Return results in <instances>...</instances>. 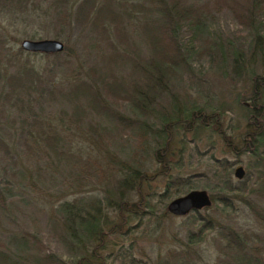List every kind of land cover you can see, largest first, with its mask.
<instances>
[{
  "label": "trees",
  "instance_id": "trees-1",
  "mask_svg": "<svg viewBox=\"0 0 264 264\" xmlns=\"http://www.w3.org/2000/svg\"><path fill=\"white\" fill-rule=\"evenodd\" d=\"M26 2L15 1L17 5ZM222 2H226L234 18L250 30L246 41L240 42L232 37L223 39L212 34L211 39L216 42L209 45L208 28V31H204L195 27L199 21L205 22L199 8L207 6L202 4L188 6L182 0H134L127 8L125 0L47 1L42 14L44 20L49 19V26L57 28L55 37L67 41L68 36H63L64 30L73 31L86 26L110 45L111 59L121 58L124 62H131L138 75L139 82L132 83L129 89L100 75L95 77L98 80L76 77L66 95L75 102L73 121L77 129L80 130L78 123L86 111L85 107L88 112L108 123L113 121L127 129H134L140 138L134 141L132 149L123 158L112 150L114 145L111 138L100 136L107 128L88 123L80 135L83 144L77 146L83 157L77 153L70 160L72 163L79 162L75 175L76 181L80 183L77 192L87 188L101 192L102 198L88 206L79 200L62 199L63 192L54 197L52 228L56 229L55 235L66 257L53 252H30L24 246V251L17 254L1 252L0 264H199L202 254L199 244L204 235L213 229L218 238L224 240L226 252L223 253V264H264V257L254 252L255 249L247 247L239 232L231 226L220 224L207 214L201 215L200 210L188 212L193 218L192 230H186L183 239L172 236L171 242L175 246L164 245L163 253L149 258L141 244L144 224L151 221L157 228L174 216L166 210L165 201L180 193L178 187L186 185V178L179 172L183 153L186 149L191 154L197 152L195 144L203 132L208 128L216 129L219 119L233 109L240 113L243 123L237 122V125L242 127V131L234 137L221 132L218 135L225 153L234 158L246 156L244 179L232 184V161L214 158L211 154L209 169L200 175L212 192L209 194L211 203H216L222 209L228 208L230 199L234 197L238 200L239 192H246L253 199L243 202L264 220L257 203L259 200L264 201V69L261 73L257 72L264 63V29H260L261 23L256 17L264 11V0H248V6L239 0ZM134 9L139 10L137 16L133 13ZM131 19L138 26L148 51L143 60L126 54L125 49L122 54H118L113 38L109 37L111 33L117 42L127 38L126 30ZM183 24L188 30L186 35L181 33ZM195 39L200 40L202 55L211 64L215 62L223 80L231 83L230 80L242 79L244 85L241 86V92L234 93L229 104L220 102L217 105H212L206 97L199 104L181 101L170 94L168 106L156 109L161 95L169 94L167 81L170 75L187 70L193 57L201 55L193 45ZM4 50L7 51L4 54L7 57L5 63L14 68L2 80L6 85V91L2 94L5 100H20L23 95H29L30 88L37 93V97H50L53 91L63 97L60 88L56 89L55 86L54 89L53 77L42 78L39 70L30 63L29 56H51L52 60L59 63L57 58L60 54L71 55L66 44L61 51L54 53L30 52L21 48ZM56 62L52 63L53 68H58ZM53 68L50 70L53 71ZM102 93L127 101L133 118L114 112ZM79 98L83 99L84 105L78 104ZM143 117L153 121L149 123ZM187 133L191 138H181ZM60 135L55 129L44 131L38 125L35 137L57 158H66L65 153L58 148L60 145L62 147ZM209 144L213 149L212 142ZM0 147L6 148L1 139ZM249 176L253 177L254 183L248 187L244 181ZM157 177L164 178L165 182L163 191L154 194L149 191V187ZM189 190L187 187L185 192ZM28 235L25 232L21 239L16 238L20 246L27 242V237L32 238L33 242L38 241ZM158 242L157 239L152 240L157 251L164 244Z\"/></svg>",
  "mask_w": 264,
  "mask_h": 264
},
{
  "label": "rangeland",
  "instance_id": "rangeland-1",
  "mask_svg": "<svg viewBox=\"0 0 264 264\" xmlns=\"http://www.w3.org/2000/svg\"><path fill=\"white\" fill-rule=\"evenodd\" d=\"M16 0H0V139L5 143V147H0V253L8 252L17 254L29 249L30 252H53L62 257H66L65 250L57 240L55 228H52L51 210L55 206V196L63 192L67 201L79 200L85 205H93L96 200H101L102 193L90 189H80L76 181V172L79 162L72 163L75 154H79L78 147L83 144L80 138L87 124L92 126L106 127L107 130L100 133L104 138H111L114 145L112 150L119 156L125 157L127 152L133 147L134 141L140 136L134 129H127L123 125H118L111 121L103 120L100 116L86 110L80 117L78 123L73 118L74 99L66 95L76 77L81 79H95L97 75L110 82H117L123 88L129 89L132 83L139 82L138 75L134 72L131 62H124L121 58H110L111 47L106 41L93 34L86 26L77 27L75 30L63 31V36H68V40H61L55 37L56 27L49 26L44 20L42 10L45 8L48 0H27L24 5H17ZM245 2L248 6V0H239ZM127 8L129 3L134 0H125ZM188 6L201 4L206 8H199L201 16L205 22H198L195 27L197 30H209L208 44L216 41L211 39L212 34L219 35L225 39L232 37L240 42L247 40L249 31L244 28L232 15L226 2L222 0H182ZM138 9L133 13L137 16ZM257 21L261 23L260 29H264V11L259 14ZM46 21V22H45ZM131 19L127 26V38L117 42L113 38V44L118 54H129L136 59L143 60L147 56V48L138 26ZM51 24V23H50ZM207 30V31H208ZM188 34L187 27L181 25V33ZM23 39H56L64 46L67 45L71 55L60 54L57 63L51 56L30 55V63L37 68L42 78L50 79L53 77L54 89H61L63 97L53 91L49 97H37L33 89L28 90V96L23 95L20 100H5L3 91H6V85L3 83V77L14 68L6 64L4 49L14 50L20 48L19 43ZM200 40H194L193 45L201 55L194 56L187 70L177 71L176 74L168 78L167 96L160 97V104L157 108L165 109L168 105L170 94L181 101H194L202 103L203 99L208 98L212 105L220 102L229 104L232 101L234 93L241 92V86L244 85L242 79L230 80L231 83L223 80L216 69V64L208 61L207 57L202 55V44ZM10 50H8L10 52ZM218 55V54H216ZM11 56V55H10ZM134 59V58H133ZM56 62L58 68L52 67ZM53 68V71L50 69ZM264 69L258 68L261 73ZM95 71L96 74H94ZM231 76V74H230ZM98 80V79H95ZM103 94V93H102ZM112 110L118 115L127 118H133L124 99L112 98L103 94ZM82 98H79L78 104L84 105ZM158 106V107H157ZM149 123L151 118L145 119ZM37 121V122H36ZM240 113L238 110H231L224 114L218 121L216 129L208 128L196 142L194 154L189 150L183 153L179 163L180 175L186 178V185L178 187L180 193L169 197L165 204L172 198L180 196L188 187L190 190L202 189L208 194L212 192L206 187V182L200 174L209 169V154L214 158L227 159L231 165V182L244 179L246 172V156L240 155L237 158L231 157L225 153L219 133L231 136H238L242 131ZM38 125L44 130L55 129L60 135V148L66 158H57L56 154L48 148L43 147L39 138H36V129ZM156 126V123H155ZM98 131V130H97ZM102 131V130H101ZM181 138L188 140L189 133ZM212 142L209 147V143ZM177 143V141H176ZM209 144V145H208ZM58 150V149H57ZM68 157H67V156ZM73 155V157H71ZM83 157V154H79ZM65 159V160H63ZM212 162V161H211ZM236 165L243 168L244 175L238 180L233 177V169ZM81 182V181H80ZM164 178L157 177L150 183L149 191L158 194L163 191ZM249 187L254 183L252 176L244 181ZM79 187V188H78ZM192 187V188H191ZM239 199L234 197L230 199V207L220 208L216 203H211L207 210H200V214H207L220 224L231 226L244 238L247 247L255 249L260 257H264V220L246 205L243 200L252 201L253 196L246 192H239ZM260 207V213L264 216V201L257 202ZM257 209V208H256ZM257 211H259L257 209ZM192 216L188 213L182 216H172L163 221L159 227L149 221L142 227V246L144 253L149 257H154L157 253H163L164 245L175 246L171 242L172 236L184 238L186 230H192ZM28 233L38 241L33 242L32 238L27 237V242L21 246L17 239H21L23 233ZM141 234V233H140ZM28 235V236H29ZM153 239L162 241L164 244L161 250H156V245L152 243ZM223 239H219L216 230L208 231L199 244L202 251L199 264H223L224 254ZM153 244H151V243ZM158 242V243H159ZM172 245V246H170Z\"/></svg>",
  "mask_w": 264,
  "mask_h": 264
},
{
  "label": "water",
  "instance_id": "water-1",
  "mask_svg": "<svg viewBox=\"0 0 264 264\" xmlns=\"http://www.w3.org/2000/svg\"><path fill=\"white\" fill-rule=\"evenodd\" d=\"M21 49L30 52L54 53L62 50V43L56 39H23L20 41ZM244 175L242 166L236 165L233 169V177L241 179ZM211 205L209 194L202 189L189 190L186 193L170 199L166 203V210L174 216H182L189 211L201 210Z\"/></svg>",
  "mask_w": 264,
  "mask_h": 264
},
{
  "label": "flooded vegetation",
  "instance_id": "flooded-vegetation-1",
  "mask_svg": "<svg viewBox=\"0 0 264 264\" xmlns=\"http://www.w3.org/2000/svg\"><path fill=\"white\" fill-rule=\"evenodd\" d=\"M242 179V178H241ZM238 180H240V179H238Z\"/></svg>",
  "mask_w": 264,
  "mask_h": 264
}]
</instances>
